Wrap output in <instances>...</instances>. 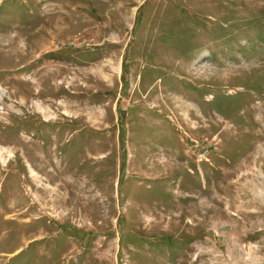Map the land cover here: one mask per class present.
Listing matches in <instances>:
<instances>
[{"label": "rangeland", "instance_id": "1", "mask_svg": "<svg viewBox=\"0 0 264 264\" xmlns=\"http://www.w3.org/2000/svg\"><path fill=\"white\" fill-rule=\"evenodd\" d=\"M0 92V264H264V0H0Z\"/></svg>", "mask_w": 264, "mask_h": 264}, {"label": "bare ground", "instance_id": "2", "mask_svg": "<svg viewBox=\"0 0 264 264\" xmlns=\"http://www.w3.org/2000/svg\"><path fill=\"white\" fill-rule=\"evenodd\" d=\"M1 93H2V92H0V96H1ZM36 106H37L39 109H42V108H40L41 106H39V105H36Z\"/></svg>", "mask_w": 264, "mask_h": 264}, {"label": "flooded vegetation", "instance_id": "3", "mask_svg": "<svg viewBox=\"0 0 264 264\" xmlns=\"http://www.w3.org/2000/svg\"><path fill=\"white\" fill-rule=\"evenodd\" d=\"M36 136H38V135H36ZM33 138V137H32ZM42 138H43V136H40V139L42 140ZM36 141H38V140H36Z\"/></svg>", "mask_w": 264, "mask_h": 264}]
</instances>
